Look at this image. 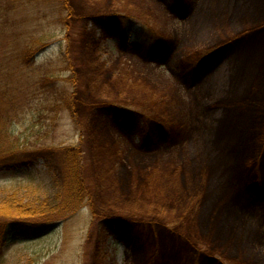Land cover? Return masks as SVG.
Segmentation results:
<instances>
[{
    "label": "rangeland",
    "instance_id": "obj_1",
    "mask_svg": "<svg viewBox=\"0 0 264 264\" xmlns=\"http://www.w3.org/2000/svg\"><path fill=\"white\" fill-rule=\"evenodd\" d=\"M110 1L112 8L106 7L109 0H0V116L17 112L19 133L49 130L46 143L78 147L86 191L76 200L80 190L65 188L68 202L25 217L29 224L23 230L0 225V264H264V149L259 157L247 154L241 160L216 148H195L197 160L185 162L187 185L179 181L169 194L143 190L137 202L141 210L131 212L122 210L132 203L105 186L100 148H95L97 143L111 151L128 146L137 157H150L147 161L166 158L186 139L201 137L206 125H219V118L236 116L226 124L239 128L255 116L235 113L234 103L216 106L215 100L219 95L264 100V0H185L190 6L183 11L172 0ZM255 29L256 34L246 33ZM234 36L241 37L211 67L195 75L186 70L187 52L192 58ZM162 38L172 42L165 61L139 57L137 63L174 86L177 105L169 95L157 115L168 123L171 142L163 141L153 119L138 113L123 129L124 121L106 109V96L97 97L89 61L94 49L117 77L125 64L137 66L134 58ZM145 137L151 143L139 150ZM239 138L232 132L226 144ZM256 171L261 184L252 179ZM192 186L195 195H189ZM59 189L44 159L28 168L0 170V200L14 191L29 199ZM164 198L176 211L167 213ZM237 238L248 245L247 256L234 255Z\"/></svg>",
    "mask_w": 264,
    "mask_h": 264
},
{
    "label": "trees",
    "instance_id": "obj_2",
    "mask_svg": "<svg viewBox=\"0 0 264 264\" xmlns=\"http://www.w3.org/2000/svg\"><path fill=\"white\" fill-rule=\"evenodd\" d=\"M113 2L114 1L109 0L106 7H114L115 4ZM172 6L178 11H183V8L186 6V9L190 6V3L185 2V0H172ZM246 6L247 2L243 4L241 10ZM235 9L236 7H234L233 10L237 12ZM106 18H108V15L105 16V21L107 20ZM257 31L258 29L253 31L247 30L246 33L256 34ZM240 37L241 36H234L225 42L221 41L204 50L199 52L196 51L192 58L190 56L191 51L187 52L186 56L189 57L190 62L186 70L195 75L199 73L201 69L211 67L215 60L223 53L225 48L235 43ZM171 43L170 38L158 40L151 45V48H145V51H142L139 54L140 56H137L138 59H136L137 57L134 58L135 62L137 63V60L139 61V57H148L155 60L163 59L165 61V55L168 54ZM95 52L96 51L93 49L89 57L91 78L97 97L106 96L105 98L107 101L109 100V107L106 109L109 110L112 115L116 116V118L123 120L125 127L132 125V122L128 124V121L133 120L134 114L137 113L146 118L147 121L148 119H153L155 124H157L163 132V141L171 142L168 123L159 119L157 115H159L158 110H162L163 102L165 103L167 101L169 95L174 106L177 105L175 103V101L177 102L175 99L176 96H171V93L175 94L174 86L167 84L164 78L156 75V73L154 74L152 71L148 72V69L142 67L141 62H138L137 66L133 65L134 67L125 64L122 67L124 71L116 77V75H114L115 71L110 69L112 66L106 67L105 62L100 61ZM33 54L34 53H32L30 57L34 58ZM118 64L120 65V62H118ZM225 97L226 96L219 95L215 100V105L219 107L225 106L226 108L227 104L234 103L230 105V108L235 105L240 107H237L238 110L232 109L235 113L242 114L249 112L248 114L253 113L255 116L252 117L250 115L248 121L246 123L244 122L239 128H233L226 124L230 119L235 120L236 116H231L226 119V121H223V118H219L220 124L212 126L206 125L201 137L196 138V141L190 142L186 139L180 145L182 149H170L168 151L170 157H156L147 161L150 157H137L138 155L133 152L132 147L127 146L124 148V151H118L116 145V148L111 151L102 143L95 144V148L96 146L100 148V155L97 156L99 167L102 170L104 169L107 177L105 186L111 189L112 193L116 196L125 197L129 203H132L130 208L123 209L122 211H140L141 209L137 206V202H140L141 198L144 196L142 195L143 190L167 191L169 194V191H176L178 189V186H180L179 181H182L184 186L187 185L186 182H183L185 179L183 178L185 175L184 172L187 167L185 162L191 160L193 158L192 156H196L194 152L196 149H198L199 152H211V150L216 148L215 152L217 153L221 154L227 152L229 155H235L234 157L241 160L243 157L247 156V154H251L252 157L255 158L263 153L264 117L261 119V113L264 111V100L251 98L250 96H230L226 98L227 100L222 99ZM18 114L19 113L14 112V114L8 116H0V170L4 168H28L36 160L44 159L49 169L53 172L54 187L59 186L60 189L54 193L53 196H46L44 198L41 196L29 199L23 196L19 197L20 194L17 191L8 193L2 197L0 200V225L4 226L9 231L15 228L20 230L25 229L24 225L28 223V221L25 220L27 216L42 214L46 212L45 209L47 207L50 208L56 202H68V192L72 187H76L80 190L76 200H83L85 198L81 195V193L85 191V183L80 182L83 180V177L81 176L82 154L79 148L74 146H56L51 143H46L49 130L44 133H41L43 129H41V131L32 130L28 134L24 132L19 133L16 127L19 122ZM96 116L99 122H103L104 126H101L104 128L107 127L106 129L108 130L109 127L106 125V121L103 120L100 115ZM39 119H41V117ZM249 120H251L250 124H248ZM207 132H210V134ZM232 132H235L240 137L239 142H235L234 144L229 143L230 145L226 144V138H228L229 134ZM202 140L204 144H202ZM156 141L157 140L154 141V144ZM149 143H151V141L146 138L144 144L137 145L136 148L140 150L145 144ZM216 145L221 147L218 148ZM185 152L186 155L184 154ZM190 157L192 158L190 159ZM132 158L135 159L132 160ZM193 159L197 160V158ZM252 179L257 180V182L261 184L262 178L259 175V171L255 172ZM60 182L61 184L59 185ZM65 188H69L67 194L65 193ZM186 188L188 189V187ZM137 189H142V192L138 193L139 190L137 191ZM189 191V195L197 194L194 186L189 187ZM162 203L170 207L166 208L167 213L176 211L177 207L167 202L166 198L162 200ZM153 211L158 212L157 208ZM49 221L47 222L53 223L58 220H54L53 222L51 220ZM43 229L46 231L49 228L43 227ZM5 239H7L6 235L3 236L1 244L5 242ZM226 244L231 245L232 241L229 240ZM232 246V251L235 252L234 255L236 257L242 255L247 256L249 247L241 238H237L235 244ZM182 252V249H178L176 253L180 255ZM154 257L159 258V255H154ZM240 262L245 264V261Z\"/></svg>",
    "mask_w": 264,
    "mask_h": 264
}]
</instances>
